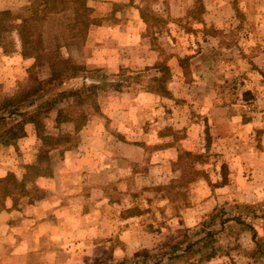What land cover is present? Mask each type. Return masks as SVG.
<instances>
[{"label": "crops", "instance_id": "1", "mask_svg": "<svg viewBox=\"0 0 264 264\" xmlns=\"http://www.w3.org/2000/svg\"><path fill=\"white\" fill-rule=\"evenodd\" d=\"M207 1L204 0L206 10H214L215 28L220 35L211 39L206 36L201 42L200 51L189 60L191 67L195 64L198 70L194 67L187 84L177 57L172 56L179 44L167 36L172 45L167 41L165 52L171 55L174 69L170 70L174 75L167 87L174 99L181 101L167 105L163 97L141 88L130 107L113 103L109 114L90 109L79 143L51 150L49 163L44 162L49 166L40 173L36 184H28L32 194L21 197L18 203L8 198L0 210V264H91L101 253H122L125 257L128 242L155 240L156 228L145 230L147 223L153 226L155 222L144 216L143 198L154 196L179 175L175 165L187 151H196L200 157L198 170L202 177L190 183L192 203L184 206L178 224L193 226L219 204L244 200L248 191L256 192L258 178L254 177H264V118L258 112L251 119L237 99L240 89L233 81L239 77V57L243 60L245 56H239V41L224 43L227 33L234 29L226 23L234 15L231 3ZM18 2L0 0V11H17L21 8ZM168 2L172 16L185 17L192 8L190 0ZM26 4L27 0L22 7ZM140 4L139 0H90L92 13L102 21L91 24L84 46L76 53L78 63L89 70L100 69L106 76L118 75L121 69L159 64V54L152 49L147 26L140 16ZM248 32L254 36V30ZM262 32L264 36V23ZM262 40L263 43L258 38L253 40L251 47L264 45V37ZM157 43L154 47L159 53L162 46ZM193 50L194 43L189 42L187 51ZM22 57L20 46L14 58L36 64L34 58ZM2 69L0 77L4 76ZM247 78L256 79L250 73ZM163 107L165 117L160 115ZM57 116L51 122L55 130L64 133L62 129L70 128V133L75 134V122L58 124ZM34 127L26 126L23 139L42 146ZM178 131L181 137H176ZM248 131L250 139H254L250 140L254 143H250L249 150ZM5 149H0V179L13 173L21 181L27 173L25 169L38 164L39 151L35 147L19 151L15 159L9 156L11 148ZM211 154L215 163L208 164L206 159ZM36 190L38 198L33 196ZM163 199L170 205L169 198ZM146 203V208L152 204ZM137 206L143 212L128 213ZM155 218L164 223L177 219L161 214Z\"/></svg>", "mask_w": 264, "mask_h": 264}, {"label": "rangeland", "instance_id": "2", "mask_svg": "<svg viewBox=\"0 0 264 264\" xmlns=\"http://www.w3.org/2000/svg\"><path fill=\"white\" fill-rule=\"evenodd\" d=\"M34 1L36 0H27L28 4L22 7L25 0H20L17 3L18 7H21L19 10L14 12L9 10L12 14L13 26L20 25L22 23L21 18L29 15L24 9L30 7ZM139 1H141L140 16L147 26V36L151 37L152 49L156 54H159V64L154 67L121 69V73L118 75L106 76L101 74L100 69L89 70L86 66L79 64L76 53L84 46L91 26L90 22L96 24L102 21L93 13H88L85 16L86 12H84L81 17H78L74 12L67 10L68 12L65 11L62 14L52 16L42 27H38L36 35L42 31L47 33L51 40L49 42V39L46 38L47 47H54L53 43L65 46L61 50V54L64 58L72 61L77 78L67 79L63 84L56 82L54 86L44 89L46 93L39 92L31 98V105L30 103L24 104L20 109L23 110L22 113L28 112V115L40 112L41 119L39 121L44 125L46 134L60 132L55 130L54 123L51 124V122H55L57 112L58 114L62 112L60 119L74 117V120H77L83 116L81 118L82 127L76 128L75 134L70 133L72 131L70 128H65L62 129L64 133L60 132L57 135L68 136L71 139L65 146L69 147V145L79 143V133L87 124L89 114L92 113L89 111L90 109L93 108L96 113L109 114V108L113 103L130 107L134 102V96L141 88L151 90L163 97L162 100H165L167 105L173 104V101H181L175 100L167 87L170 78L174 75L170 71L174 70L170 59L171 55L165 52L166 42L168 41L172 45L167 36L179 44L172 56L177 57L178 63L184 71L187 84L189 76L194 72V67L197 68L194 63V67H191L189 60L197 51H200L201 42L206 40V36L211 39L220 35L215 28L214 10L207 11L204 0H190L192 8L188 10L185 17L172 16L168 0ZM211 1L208 0L207 3ZM226 1L231 3L229 8L234 10L233 18L235 21L232 16L228 18L227 26H234V29L227 33L228 39L224 40V43L230 45L231 42L239 41V56H245L243 60L239 57V77L233 81V83H237L235 88L240 89V96L238 95L237 99L245 106L242 110L246 111L251 119L254 117L253 114L256 115L258 112L264 118V61L262 60V58L264 59L262 55L264 54V45L251 47L253 40L257 38L263 43L264 0ZM181 4L182 2H180L179 7H182ZM207 6H210V3ZM88 7L90 6L88 5ZM247 11L252 14L248 15ZM142 12H144V18ZM227 15L230 16L231 14ZM182 30L185 31V35ZM252 30L255 33L251 37L248 31ZM55 35L59 37L58 40H54ZM224 37L226 36H222V38ZM156 40L163 47L159 48L161 49L159 53L154 47ZM189 42L194 43V50L188 52ZM20 43L16 31H13L10 36H0V74L3 71L2 67L5 69L4 76L0 77V102L14 97L22 91H31L39 81L50 77L47 69H37L36 64H25L20 58H14L17 54V48L21 46ZM182 54L186 56L181 59L179 55ZM51 57L53 56H49V58ZM24 61L26 62V60ZM249 73L254 74L256 79H248ZM243 88L247 91L242 92ZM13 111L7 110V112L15 113V116L5 123L10 121L14 123L21 119L18 112ZM161 111L160 115L165 117L164 107ZM5 114L3 111L0 116ZM84 118H86L85 121ZM34 128L37 137L38 132L36 127ZM175 135L181 137V131ZM246 135V146L249 150L250 143H254L250 140L254 139H250L249 131ZM23 141L22 138L10 146L0 145V149L4 148L6 151L5 148H11L12 151H9V156L13 159L17 157L19 151L21 153L23 150L27 151L32 147L40 151L41 146L37 143L30 144L28 140ZM38 141L40 142L39 139ZM18 142L21 146H17ZM16 147L17 150L15 151L14 148ZM195 152H184L175 165L179 175L172 178L167 186L160 187L161 190L156 191L154 196L149 195L143 198L144 216L149 218L147 221L151 219L155 222L153 226L147 223L148 227L145 230H152V227H155L156 229L153 231L158 232L155 240L143 239L137 243L128 242L126 245L128 252L125 253V257L122 253L120 255L113 254V252L110 254L101 253L91 260V264H264V177L261 174L254 177L258 178L256 181L253 178L256 182V192L250 193L248 191L244 194V200H228L219 204L216 208L206 212L201 220L193 226L189 227L181 222V224L177 223L184 206L188 207L192 203V196L189 192L190 183L196 182L202 177V171L198 170L200 157ZM1 156L2 152H0ZM214 159V154H211L210 158L207 157L206 162L213 164L215 163ZM47 166L49 164L40 165L41 174ZM38 178L32 182L36 184ZM33 196H35L34 198L40 196L38 190L34 192ZM163 197L169 198L170 205L164 203ZM146 200L152 202V207L146 208ZM132 209L128 211L129 214L143 212L140 206ZM159 213L165 218L177 217V219L173 222L164 223L163 220L155 218V216L160 217ZM147 246L148 248H146Z\"/></svg>", "mask_w": 264, "mask_h": 264}, {"label": "trees", "instance_id": "3", "mask_svg": "<svg viewBox=\"0 0 264 264\" xmlns=\"http://www.w3.org/2000/svg\"><path fill=\"white\" fill-rule=\"evenodd\" d=\"M89 2L90 0H36L30 7L24 9L29 15L21 18L22 23L18 26H13L12 14L10 11H2L0 13V36H10L13 31H16L21 41L22 56L25 58H34L36 60L37 69H47L50 75L47 79L39 81L37 86L31 89L32 92L22 91L20 94L0 102V113L3 111L6 113L0 116V145L10 146L16 141L24 138L26 136L25 127L28 124H33L36 127L38 132L37 137L42 142L38 164L27 167V174L24 176L23 180L19 181L13 173H8L6 177L0 179V210L5 207V202L8 198H14V202L18 203L17 200L21 197L30 196L32 192L31 189H28V184L33 183L32 181H35V179L40 176V165L49 161V152L61 146H65L71 141L68 136L46 134L44 132V125L39 121L41 119V113L36 112L35 114L28 115V112L22 113L23 110L21 111L20 107L27 103L31 105V98L36 96L39 92L46 93L44 89L54 86L56 82H59L58 84H63L67 79L72 77L77 78L72 61L64 58L61 54V50L65 46L60 44L55 45V43H53L54 47H47L46 42L47 39H49L47 33L39 31L36 35V32L38 27H42L52 16L62 14L67 10L74 12L78 17H81L84 12H86L84 14L85 16L88 13H92V9L88 7ZM143 13L144 12H142V17ZM58 39L59 37L55 35L54 40ZM50 41L49 39V42ZM49 56L53 57L49 58ZM39 87L43 89L41 90ZM7 110L18 112L21 119L14 123L12 121L5 123L15 116V113L7 112ZM61 113L62 112H59L58 114V123L75 122L76 128L80 129V127H82L83 121L81 118L83 116L77 120H74V117L60 119ZM85 120L86 118H84V121ZM34 189H32V191ZM38 197L40 196L36 198Z\"/></svg>", "mask_w": 264, "mask_h": 264}]
</instances>
